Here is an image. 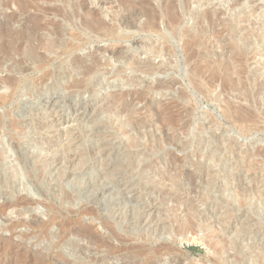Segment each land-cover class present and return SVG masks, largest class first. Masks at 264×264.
<instances>
[{"label": "rangeland", "instance_id": "obj_1", "mask_svg": "<svg viewBox=\"0 0 264 264\" xmlns=\"http://www.w3.org/2000/svg\"><path fill=\"white\" fill-rule=\"evenodd\" d=\"M194 3L0 0L12 37H42L41 60L0 49V78L24 65L0 99V264H264V0H212L201 30Z\"/></svg>", "mask_w": 264, "mask_h": 264}, {"label": "bare ground", "instance_id": "obj_2", "mask_svg": "<svg viewBox=\"0 0 264 264\" xmlns=\"http://www.w3.org/2000/svg\"><path fill=\"white\" fill-rule=\"evenodd\" d=\"M173 1V0H172ZM211 1L212 0H194V4H196V8H198L199 7V5L200 4H202L205 8H206V6L208 7V5L209 4H211ZM224 1H226V0H224ZM224 1L223 0H218V2H220L221 3V6H222V3H224ZM230 1V0H229ZM238 0H236V2H237ZM243 1V0H242ZM170 2V1H169ZM162 3V2H161ZM217 3V2H216ZM235 3V2H234ZM233 3V4H234ZM5 4V3H4ZM186 4V3H185ZM214 4V3H213ZM219 4V3H218ZM218 4H217V8H218ZM189 5V4H188ZM201 5V6H202ZM220 5V4H219ZM1 6V5H0ZM147 6H149V5H147ZM210 6V5H209ZM213 6V5H212ZM223 7V6H222ZM230 7V6H229ZM145 8V7H144ZM171 8V7H170ZM169 8V9H170ZM196 8H194V9H189L190 11H189V15H190V17L194 20V26L196 27V29L197 30H201V24H202V22H204V21H208V15L209 14H207V12H208V9H209V7L207 8V10H205V11H200V10H198V9H196ZM220 8V7H219ZM218 8V9H219ZM225 9V8H224ZM227 9V8H226ZM255 9V8H254ZM253 9V10H254ZM210 10V9H209ZM223 10V9H222ZM145 11V10H144ZM149 11V10H148ZM224 11V10H223ZM226 11V10H225ZM146 12V11H145ZM216 12V11H215ZM75 13V12H74ZM178 13V12H177ZM209 13V12H208ZM213 13V12H212ZM217 13V12H216ZM219 13V12H218ZM217 13V14H218ZM222 13H224V12H222ZM188 14V13H187ZM216 14V15H217ZM223 15V14H222ZM83 16V15H82ZM147 16V15H146ZM209 16H211V15H209ZM218 16V15H217ZM220 16V15H219ZM8 17V16H7ZM6 17V18H7ZM174 17V16H173ZM176 17V16H175ZM189 17V18H190ZM215 17V16H214ZM221 17V16H220ZM14 18V17H13ZM82 18V17H81ZM115 18V17H114ZM113 18V19H114ZM218 18V17H217ZM3 20V19H2ZM12 20V15H10L7 19H4V21H1L0 20V31L1 30H3V32H5V34H6V36L7 37H5V36H3L2 38H1V40H0V49H4V48H11V49H13V50H19L21 47H24L25 48V52H23L24 54H23V57L24 58H27V59H29L30 61H32V60H36V58L37 57H39L40 56V54H41V52H39L40 54H37V52H36V49H35V46L32 44V41H36V42H38V44H40L41 42H42V37H37V38H35L34 37V31L38 28V26L39 25H37V24H35V25H32V26H26V25H24L23 27H22V29L19 31V34L18 35H16V36H13L12 37V35H14V33L13 34H11V31H10V25L8 24V22L9 21H11ZM81 20V19H80ZM179 20V19H178ZM171 21H172V19H171ZM10 23V22H9ZM43 23V22H42ZM58 23V22H57ZM49 24V23H48ZM155 24V23H154ZM173 24V23H172ZM41 25V24H40ZM45 25V24H44ZM58 25V24H57ZM21 26V25H20ZM81 26V25H80ZM82 26H84L85 28L84 29H88L89 31H91V32H93L94 31V33L96 32V30H98V29H100L101 28V26H103L104 28H105V26H104V23H102V20H100L99 19V15L98 14H96L95 12L94 13H86L85 14V16L82 18ZM108 26V25H107ZM111 26V25H110ZM59 27H60V25H59ZM109 27V26H108ZM108 27H107V31H108ZM112 27V26H111ZM147 27V26H146ZM54 28V27H53ZM62 28V27H61ZM180 28V27H179ZM54 30L55 31H58V33H59V28L57 27L56 29L54 28ZM112 31V28H110V30L108 31V32H111ZM189 31V30H188ZM192 31V30H191ZM227 32V31H226ZM111 33H113V32H111ZM57 34V33H56ZM55 34V35H56ZM60 34V33H59ZM97 34H98V32H97ZM10 35V36H9ZM38 35V34H37ZM51 35V34H50ZM58 35V34H57ZM99 35H100V33H99ZM103 35V34H102ZM44 36V35H43ZM11 37V38H10ZM60 37V36H59ZM75 37H77V36H75ZM110 37H112V36H110ZM60 39V38H59ZM212 39V38H211ZM55 40V39H54ZM54 40H47V42L45 43V45H44V48H45V50L47 51V52H50L52 49H53V47L55 46V41ZM63 41V40H62ZM61 41V42H62ZM60 42V43H61ZM58 43V42H57ZM63 43V42H62ZM81 43V42H80ZM67 44V43H66ZM70 44H72V43H70ZM61 45V44H60ZM69 45V44H68ZM217 45V44H216ZM62 47H64V46H62ZM66 48V47H65ZM65 48H64V50H65ZM68 48H69V46H68ZM192 49V48H191ZM56 50V49H55ZM64 50H63V52H64ZM193 50V49H192ZM197 50V49H196ZM205 50V49H204ZM3 51V50H2ZM54 51V50H53ZM52 51V52H53ZM59 51H61V49L59 50ZM58 50H57V52H54V53H57L58 54V52H59ZM195 51V50H194ZM44 52V51H43ZM62 51H61V53H63ZM193 52V51H192ZM191 52V53H192ZM157 53V52H156ZM210 53V52H209ZM44 54V53H43ZM195 54V53H194ZM39 55V56H38ZM91 55V54H90ZM191 55V54H190ZM208 55V54H207ZM16 56V55H15ZM17 56H18V54H17ZM42 56V55H41ZM92 56V55H91ZM192 56H193V54H192ZM191 56V57H192ZM22 57V58H23ZM44 57H46L45 55H44ZM122 57V56H121ZM131 56L130 55H126V56H124L123 57V59L124 60H126V61H128V62H130L131 61V58H130ZM2 58V57H1ZM17 58V57H16ZM19 58H20V55H19ZM40 58V57H39ZM13 59V58H12ZM51 59V58H50ZM49 58H48V60H50ZM133 59V58H132ZM193 59H194V57H193ZM40 60H41V58H40ZM42 60H44V58L42 57ZM46 60H47V58H46ZM136 60V59H135ZM13 61V60H12ZM20 61V60H19ZM45 61V60H44ZM77 61V60H76ZM21 62V61H20ZM137 62V61H136ZM198 62V61H197ZM22 63V62H21ZM39 63V62H38ZM98 62H97V59L96 58H93V60H92V62L90 63V64H86V65H84V66H82V68H81V74H83V75H86V74H90V73H92L93 71H95V69H96V67L98 66V64H97ZM11 64V63H10ZM13 64H14V73H11V74H9V75H6V76H3L2 78H0V86L1 85H5L6 87H8L9 89H10V92L7 94V95H0V99H8V98H11V97H13V95L15 94V93H18V92H16L17 91V88H18V84L20 83H18V79H17V74H20L21 73V71L22 70H24V65L22 66H18L17 65V63H15V61L13 62ZM35 64H37V63H35ZM102 64V63H101ZM132 64V63H131ZM137 64V63H136ZM142 64V63H141ZM26 65V64H25ZM37 65H39V64H37ZM36 65V66H37ZM133 65L135 66V63H134V61H133ZM140 65V64H139ZM145 65V64H144ZM151 65V64H150ZM42 66V65H41ZM138 66V65H137ZM146 66V65H145ZM153 66V65H152ZM150 67V66H149ZM137 68V67H136ZM139 68V67H138ZM191 68H192V66H191ZM104 69V68H103ZM190 71L192 70V69H189ZM196 70V69H195ZM151 71V70H150ZM189 71V72H190ZM194 71V70H193ZM192 71V72H193ZM191 72V73H192ZM197 72V71H196ZM195 71H194V74L196 73ZM1 73V72H0ZM45 74V73H44ZM80 74V75H81ZM190 74V73H189ZM193 74V73H192ZM193 74V77L195 76ZM197 74V73H196ZM47 75V74H46ZM202 75V74H201ZM2 76V75H1ZM110 76V75H109ZM192 76V75H191ZM190 76V77H191ZM209 76V75H208ZM215 76V75H214ZM214 76L213 77H210V78H214ZM82 77V76H81ZM196 77V76H195ZM216 77V76H215ZM44 78V77H43ZM42 78V79H43ZM47 78V77H46ZM208 78V77H207ZM83 79V78H82ZM196 79V78H195ZM194 79V80H195ZM217 79V78H216ZM87 80V79H86ZM219 80V79H218ZM73 81V80H72ZM79 81V80H78ZM77 81V82H78ZM201 81V80H200ZM203 81V80H202ZM213 81V80H212ZM80 82H81V80H80ZM86 82L87 81H83L82 82V84L84 85V84H86ZM207 82V81H206ZM223 82H225V80L223 81ZM223 82H222V84H223ZM212 83V82H211ZM210 83V84H211ZM21 84V83H20ZM75 84H77V83H75ZM79 84V83H78ZM78 84H77V86H78ZM100 84V83H99ZM172 84H174V83H172ZM213 84V83H212ZM227 84V83H226ZM22 85V84H21ZM196 85V84H195ZM81 86V85H80ZM212 86V85H211ZM225 86V83H224V85H223V87ZM227 86V85H226ZM3 87V86H2ZM71 87V86H70ZM69 87V88H70ZM156 87V86H155ZM199 87V86H198ZM207 87V86H206ZM75 88V87H74ZM74 88H72V89H74ZM226 88H228V87H224V89L223 90H226ZM196 89H198V90H200L199 88H197L196 87ZM19 90V89H18ZM228 90V89H227ZM221 92H222V90H221ZM227 92V91H226ZM226 92H225V94H226ZM1 93V92H0ZM228 93H230V92H228ZM221 94V93H220ZM232 94V93H231ZM236 92H235V97L237 98V96H240V95H237L236 96ZM240 94V93H239ZM180 96V95H179ZM247 96V95H246ZM215 97V96H214ZM217 97V96H216ZM235 98V99H236ZM240 98V97H239ZM242 98V97H241ZM240 98V99H241ZM247 98V97H246ZM250 98V97H249ZM248 98V99H249ZM215 99V98H214ZM219 100H220V98H219ZM250 100V99H249ZM9 101V100H8ZM216 101H218L217 100V98H216ZM4 103V102H3ZM7 103V102H6ZM231 103V102H230ZM175 104V103H174ZM124 106V105H123ZM122 106V107H123ZM232 106V104L230 105V107ZM238 106V105H237ZM183 107V106H182ZM125 108V107H124ZM233 109L235 108V105L232 107ZM239 108V106L236 108V109H238ZM241 108V107H240ZM189 109V108H188ZM187 109V110H188ZM225 109H227V108H225ZM232 109V110H233ZM122 110V109H121ZM185 110V109H184ZM239 110V109H238ZM237 110V111H238ZM248 110V109H247ZM189 111V110H188ZM230 111V110H229ZM236 111V112H237ZM241 111V110H240ZM245 111V110H244ZM257 111V110H256ZM187 112V111H186ZM230 112H232V111H230ZM246 112V111H245ZM178 114V113H177ZM185 114V113H184ZM188 114V113H187ZM239 113H237V114H234V115H238ZM246 114H247V112H246ZM241 115H242V113H241ZM238 117V116H237ZM244 117V116H243ZM246 117V116H245ZM244 117V118H245ZM249 117H250V115H249ZM252 117V116H251ZM240 118V117H239ZM238 118V119H239ZM56 119V118H55ZM248 119V118H247ZM185 120V119H184ZM246 120V119H245ZM239 121V120H238ZM242 120L240 119V122H241ZM173 122V121H172ZM184 122V121H183ZM251 123V122H250ZM176 124V123H175ZM188 124V123H187ZM242 124V123H241ZM173 125H174V123H173ZM183 125V124H182ZM185 125H186V123H185ZM136 127V126H135ZM138 127V126H137ZM184 127V126H183ZM182 127V128H183ZM186 127V126H185ZM165 128V127H164ZM141 129V128H140ZM129 130V129H128ZM181 130V129H180ZM54 131V130H53ZM138 131V130H137ZM138 133V132H137ZM60 136V135H59ZM79 139V138H78ZM78 142V141H77ZM69 156V155H68ZM71 158V157H70ZM74 158V157H73ZM72 158V159H73ZM181 158V157H180ZM68 159V158H67ZM69 160H71V159H69ZM154 161V160H153ZM169 161V160H168ZM95 162V161H94ZM88 167V166H87ZM8 173V172H7ZM8 175H9V177L10 178H18L16 175L17 174H15L14 175V173L12 172V173H8ZM17 199H18V197H17ZM24 202V201H23ZM29 202V201H28ZM32 202H34V201H32ZM35 202H38V201H35ZM123 202V201H122ZM30 203V202H29ZM31 204V203H30ZM34 204V203H33ZM46 204V203H45ZM44 204V205H45ZM48 205V204H47ZM29 206V205H28ZM53 212V211H52ZM93 214V213H92ZM32 217V216H31ZM51 219V218H50ZM49 219V220H50ZM53 219H54V217H53ZM32 220V219H31ZM52 221V220H51ZM66 221V220H65ZM153 221V220H152ZM50 222V221H49ZM185 224V223H184ZM191 224V223H190ZM15 225V223H12L11 224V226L10 227H13ZM63 225H65V224H63ZM16 226V225H15ZM92 226V225H91ZM91 226H80V227H76L75 229H73V232L75 233V234H78L79 236H82V237H84V238H86V239H88L89 241H90V243H94V244H96V246H98V248H100V247H103V246H106L107 248L109 247V244H108V241H107V239L106 238H102V237H99L97 234H95V233H93L92 232V230H91ZM110 226V225H109ZM190 226V225H189ZM43 227H44V225H43ZM94 228V227H93ZM14 229V228H13ZM36 231V230H35ZM67 235H68V233H66ZM113 234V233H112ZM71 235V234H70ZM65 236V235H64ZM3 237V236H2ZM2 237L0 236V241H2L3 239H2ZM111 237V236H110ZM68 238V237H67ZM83 240V239H82ZM87 240V241H88ZM124 240V239H123ZM86 241V242H87ZM72 242V241H71ZM110 242V241H109ZM128 242V241H127ZM66 247V246H65ZM105 247V248H106ZM115 247V246H114ZM63 248V247H62ZM71 249H72V247H71ZM74 249V248H73ZM79 249H80V252H81V250L82 251H85V250H87V248L86 247H84V246H80L79 248H78V251H79ZM92 249V248H91ZM75 250V249H74ZM101 250H102V248H101ZM98 251V250H97ZM89 251H87V253H88ZM92 252H93V250H92ZM108 252V251H107ZM118 252V251H117ZM81 254V253H80ZM83 254V253H82ZM81 254V255H82ZM86 254V253H85ZM116 254V253H115ZM107 255V254H106ZM88 257V256H87ZM92 257V256H91ZM108 257H109V255H108ZM156 257V256H155ZM55 259V258H54ZM90 259V258H89ZM129 259V258H128ZM81 260V259H80ZM57 261V260H56ZM63 261V260H62ZM86 261V260H85ZM92 261L94 262V259L92 258ZM96 261V260H95ZM127 261V260H126ZM147 261V260H146ZM151 261V260H150ZM60 262H61V260H60ZM65 262V261H64ZM82 262V261H81ZM92 262V263H93ZM132 262H133V260H132ZM140 263V262H139ZM155 263V262H154ZM61 264V263H60ZM124 264H128V262L127 263H124ZM133 264H135V261H134V263ZM150 264H153V262L152 263H150Z\"/></svg>", "mask_w": 264, "mask_h": 264}, {"label": "trees", "instance_id": "obj_3", "mask_svg": "<svg viewBox=\"0 0 264 264\" xmlns=\"http://www.w3.org/2000/svg\"><path fill=\"white\" fill-rule=\"evenodd\" d=\"M192 250H195V249H197V247H190Z\"/></svg>", "mask_w": 264, "mask_h": 264}]
</instances>
